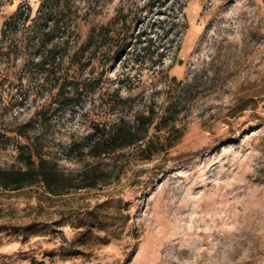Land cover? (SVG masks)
<instances>
[{"label":"rangeland","instance_id":"374dc122","mask_svg":"<svg viewBox=\"0 0 264 264\" xmlns=\"http://www.w3.org/2000/svg\"><path fill=\"white\" fill-rule=\"evenodd\" d=\"M0 135V264H264V0H0Z\"/></svg>","mask_w":264,"mask_h":264},{"label":"trees","instance_id":"16d2710c","mask_svg":"<svg viewBox=\"0 0 264 264\" xmlns=\"http://www.w3.org/2000/svg\"><path fill=\"white\" fill-rule=\"evenodd\" d=\"M153 1L159 3L161 0ZM20 20H22L24 23L28 20V15L18 9L12 17L5 21V29L12 24H17ZM151 40L152 39H148L147 44L143 47V50L147 51L148 53L151 52L150 49L153 47ZM56 56L57 55H54L53 59H55ZM62 96H64L63 102H65V106H70L77 103L78 99L76 98L80 97L78 94L75 98L66 97L65 94H62ZM143 125L144 122H142L141 118L138 117L135 119V125L132 126L123 119H119L116 123L108 127V129L103 128L101 129L100 133H92L90 135L91 137L88 138L90 139V142L87 146L88 152L91 156L98 157L102 154L110 152L111 150L122 149L134 145L143 139V137H137V134H139V131ZM1 138L2 136L0 135V139ZM150 152L152 154V151ZM26 167L27 169L23 171L0 170V187L4 188L5 190H16L37 182H42L48 188H51V186L55 184L57 175L52 168L46 166L43 160L40 159L38 165L35 167L34 163L28 159ZM86 186L93 187L95 186V183L92 180V182ZM31 264L41 263L31 262Z\"/></svg>","mask_w":264,"mask_h":264}]
</instances>
